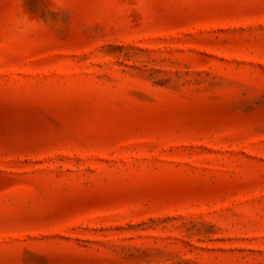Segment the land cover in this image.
<instances>
[{
    "label": "rangeland",
    "instance_id": "obj_1",
    "mask_svg": "<svg viewBox=\"0 0 264 264\" xmlns=\"http://www.w3.org/2000/svg\"><path fill=\"white\" fill-rule=\"evenodd\" d=\"M0 264H264V0H0Z\"/></svg>",
    "mask_w": 264,
    "mask_h": 264
}]
</instances>
